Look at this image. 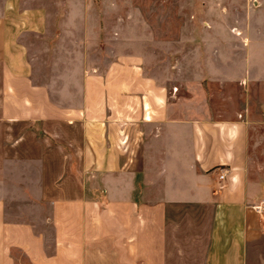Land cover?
I'll return each mask as SVG.
<instances>
[{"label": "crops", "instance_id": "crops-1", "mask_svg": "<svg viewBox=\"0 0 264 264\" xmlns=\"http://www.w3.org/2000/svg\"><path fill=\"white\" fill-rule=\"evenodd\" d=\"M114 1L0 0V264H264L248 121L202 89L233 52Z\"/></svg>", "mask_w": 264, "mask_h": 264}, {"label": "rangeland", "instance_id": "rangeland-1", "mask_svg": "<svg viewBox=\"0 0 264 264\" xmlns=\"http://www.w3.org/2000/svg\"><path fill=\"white\" fill-rule=\"evenodd\" d=\"M114 2H117L116 13L121 17L120 27L136 25L139 29L147 24L157 38L160 31L166 32L164 39L168 41H176L179 31L184 30L186 46H198L202 58L212 51L214 62L217 60L215 50H221L220 47L227 46L226 49L233 52L232 81L211 80L207 85L204 83L202 89L210 107L235 117L242 115L248 121V176L264 184V76L259 74L264 71V0ZM130 15L138 19V24L130 20ZM246 48L249 58L244 65L241 56L245 55ZM174 55L169 56L170 63ZM226 67L229 71L230 67ZM201 94L203 97V91ZM14 255L21 264H27L18 252Z\"/></svg>", "mask_w": 264, "mask_h": 264}, {"label": "built area", "instance_id": "built-area-1", "mask_svg": "<svg viewBox=\"0 0 264 264\" xmlns=\"http://www.w3.org/2000/svg\"><path fill=\"white\" fill-rule=\"evenodd\" d=\"M224 173H225V171H223V170L220 173H218V179H223ZM256 209L258 210L259 208H256Z\"/></svg>", "mask_w": 264, "mask_h": 264}]
</instances>
